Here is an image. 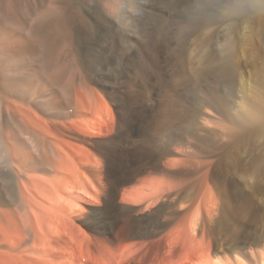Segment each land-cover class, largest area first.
Returning <instances> with one entry per match:
<instances>
[{
  "label": "bare ground",
  "instance_id": "6f19581e",
  "mask_svg": "<svg viewBox=\"0 0 264 264\" xmlns=\"http://www.w3.org/2000/svg\"><path fill=\"white\" fill-rule=\"evenodd\" d=\"M182 8L193 19L174 52L176 84L193 95H166L152 129L136 121L125 134L73 85L57 0H0V264H264V0L234 3L228 20L216 0ZM75 130L155 151L118 187L132 216L112 230L101 222L96 239L76 222L108 185L90 189ZM230 161L242 172L235 188L215 177Z\"/></svg>",
  "mask_w": 264,
  "mask_h": 264
},
{
  "label": "rangeland",
  "instance_id": "374dc122",
  "mask_svg": "<svg viewBox=\"0 0 264 264\" xmlns=\"http://www.w3.org/2000/svg\"><path fill=\"white\" fill-rule=\"evenodd\" d=\"M182 1L57 0L58 44H62L69 25L72 82L83 87L88 112L91 103H96L107 118L121 122L126 134L136 121L152 129L153 110L163 104L166 95L174 101L193 95L176 84L174 52L183 38L182 27H190L193 19L183 10ZM236 2L243 4L244 0H216V14L228 20ZM245 13L241 7L239 16ZM241 63L246 72V59L242 58ZM72 114L77 121L75 105ZM71 152L93 192L101 181L108 185L104 204L82 203L87 217L76 222L84 234L96 239L101 222H107L112 230L122 224L125 216H132L118 204V187L143 163L152 162L155 151L123 147L118 133L105 136L75 130ZM240 175L236 161L222 163L215 170L219 183H230L234 188L243 183Z\"/></svg>",
  "mask_w": 264,
  "mask_h": 264
}]
</instances>
